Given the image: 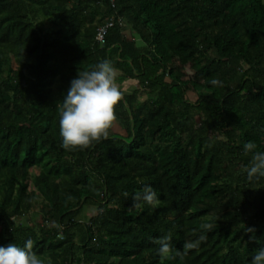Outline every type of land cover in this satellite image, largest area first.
I'll list each match as a JSON object with an SVG mask.
<instances>
[{
	"label": "trees",
	"instance_id": "1",
	"mask_svg": "<svg viewBox=\"0 0 264 264\" xmlns=\"http://www.w3.org/2000/svg\"><path fill=\"white\" fill-rule=\"evenodd\" d=\"M105 59L136 83L124 133L65 150L62 99ZM249 141L264 152V0H0V247L31 239L43 264H251L264 177L243 171ZM148 185L159 205L131 208Z\"/></svg>",
	"mask_w": 264,
	"mask_h": 264
},
{
	"label": "clouds",
	"instance_id": "2",
	"mask_svg": "<svg viewBox=\"0 0 264 264\" xmlns=\"http://www.w3.org/2000/svg\"><path fill=\"white\" fill-rule=\"evenodd\" d=\"M118 69L112 61L103 60L93 69L81 71L79 69L77 78L71 81V86L66 96L62 99V109L59 120V131L62 137L61 146L65 150H85L92 146L93 142L108 139L110 129L113 128L117 116L116 107L123 99L124 93L117 84ZM214 86H222V82L213 79ZM245 154L253 152L252 159L243 171L251 182L259 177H264V152H255L254 142L243 145ZM123 195L127 198L128 193ZM133 198L131 208H139V203L156 207L160 201L157 193L148 185L143 188L142 193H137ZM204 229L211 230L212 224L203 225ZM256 229L247 227L246 232L252 233L250 239L255 240ZM206 237L200 236L195 241H185L182 255L187 256L192 249L199 247L201 241ZM172 235L169 233L154 243L160 245L158 255L161 259L169 257L172 253ZM180 254V250H177ZM0 264H43L42 260L33 252V242L26 240L23 247L17 244H9L0 247ZM251 264H264V247L258 248L252 257Z\"/></svg>",
	"mask_w": 264,
	"mask_h": 264
},
{
	"label": "rangeland",
	"instance_id": "3",
	"mask_svg": "<svg viewBox=\"0 0 264 264\" xmlns=\"http://www.w3.org/2000/svg\"><path fill=\"white\" fill-rule=\"evenodd\" d=\"M136 86V83L135 82H132V81H128L127 83H125L124 85L120 86L121 90L124 91V92H130L132 91ZM191 98L195 99L194 98V95H191ZM113 130L114 132L116 133H124L121 128L119 127V125L116 123L114 126H113ZM92 215V211L90 208H88L87 212H86V217H90Z\"/></svg>",
	"mask_w": 264,
	"mask_h": 264
},
{
	"label": "built area",
	"instance_id": "4",
	"mask_svg": "<svg viewBox=\"0 0 264 264\" xmlns=\"http://www.w3.org/2000/svg\"><path fill=\"white\" fill-rule=\"evenodd\" d=\"M112 26V24H109V26L99 28L97 40L104 44L105 43V36L109 30V27Z\"/></svg>",
	"mask_w": 264,
	"mask_h": 264
}]
</instances>
